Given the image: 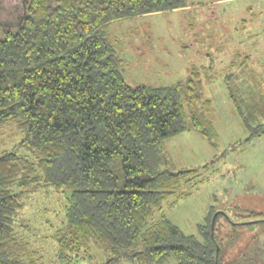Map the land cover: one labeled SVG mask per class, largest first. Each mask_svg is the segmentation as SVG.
<instances>
[{"label": "trees", "instance_id": "1", "mask_svg": "<svg viewBox=\"0 0 264 264\" xmlns=\"http://www.w3.org/2000/svg\"><path fill=\"white\" fill-rule=\"evenodd\" d=\"M186 7V0L0 1V14L12 13L0 16V129L15 124V150L22 151H0V264H44L43 252L16 229L28 228L19 216L38 189L62 198V215L49 228L52 264H221L219 221L264 222V211L233 207L235 221L211 206L189 235L163 213L166 202L204 182L208 166L180 168L163 144L196 132L215 147L213 101L204 97L197 67L173 85H129L106 31ZM247 59L236 53L229 67L246 68ZM228 91L246 141L264 136V123L250 125L243 101Z\"/></svg>", "mask_w": 264, "mask_h": 264}, {"label": "rangeland", "instance_id": "2", "mask_svg": "<svg viewBox=\"0 0 264 264\" xmlns=\"http://www.w3.org/2000/svg\"><path fill=\"white\" fill-rule=\"evenodd\" d=\"M186 6L121 20L112 23L106 32L124 61L123 77L131 86H169L184 81L193 67L203 71V94L213 101L210 120L218 135L217 145L211 146L196 132L179 134L163 144L165 155L180 168L208 164L201 175L202 184L174 204H170L173 199L163 205V213L170 221L184 233L197 235L196 227L211 206L218 211L229 210L235 221L240 218L231 212L233 207L264 211V136L246 141L248 133L228 91L241 95L244 101L240 110L250 125L264 123V0H186ZM10 14L5 10L0 16L5 21ZM236 53L241 59L259 55L263 63L260 67L259 61L251 60L248 66L254 73L247 69L243 72L247 78L259 81L246 99L242 96L247 94L239 91L245 87L234 80H223ZM20 139L16 125H6L0 129V151L22 155V151L15 150ZM60 201L61 195L55 191L45 194L38 189L19 216V222L28 228L16 226L33 249L43 252L44 264L53 261L55 245L49 228L62 215ZM222 223L223 220L216 226V236L221 237V230L226 238L221 245L222 252L227 249L221 252V264H264V222L232 226L229 221V227Z\"/></svg>", "mask_w": 264, "mask_h": 264}, {"label": "crops", "instance_id": "3", "mask_svg": "<svg viewBox=\"0 0 264 264\" xmlns=\"http://www.w3.org/2000/svg\"><path fill=\"white\" fill-rule=\"evenodd\" d=\"M233 57H235V54L233 55ZM232 57V58H233ZM245 57H248V59L246 60V61H248L247 62V67L246 68H231V67H229V65H230V62H229V64H228V66H227V71L228 72H226V75L227 74H230L231 75V78H230V80H229V82H233V80H234V82L235 83H239V85H241L242 87H245V88H241L239 91L240 92H245L247 95L246 96H242L243 98H247L248 96H249V94L251 93V92H254V87L255 86H257V84L259 83V81L257 80V79H254L252 76H249L248 78L246 77V74L244 75L243 74V72H245V70L247 69L249 72H253L254 73V70L252 69V68H250L248 65H249V62L251 61V60H257V61H259V59H260V56L259 55H257V58H254V57H252V56H248V55H245ZM232 60V59H231ZM252 64H253V61H252ZM258 64H259V66L261 67V65H263V63H261L260 61L258 62ZM225 75V76H226ZM225 76H224V78H223V80L225 81ZM243 80V81H242ZM262 81H264V80H262ZM250 88H251V90H250ZM261 91V90H260ZM264 91V90H263ZM238 98L239 99H241V95H239V93H238ZM250 97V96H249ZM232 100V99H231ZM244 101V100H243ZM234 104V103H233ZM235 107V106H234ZM257 138V137H256ZM253 140V139H252ZM251 140V141H252Z\"/></svg>", "mask_w": 264, "mask_h": 264}, {"label": "water", "instance_id": "4", "mask_svg": "<svg viewBox=\"0 0 264 264\" xmlns=\"http://www.w3.org/2000/svg\"><path fill=\"white\" fill-rule=\"evenodd\" d=\"M217 251H218V247H216V253H217ZM216 258H217V257H216ZM216 258H215V259H216Z\"/></svg>", "mask_w": 264, "mask_h": 264}]
</instances>
